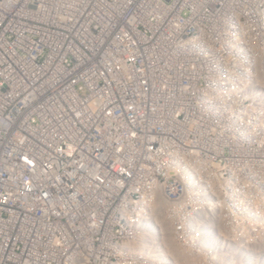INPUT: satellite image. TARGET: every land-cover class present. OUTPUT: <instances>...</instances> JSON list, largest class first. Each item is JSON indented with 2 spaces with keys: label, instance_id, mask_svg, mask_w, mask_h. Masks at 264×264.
Here are the masks:
<instances>
[{
  "label": "built area",
  "instance_id": "1",
  "mask_svg": "<svg viewBox=\"0 0 264 264\" xmlns=\"http://www.w3.org/2000/svg\"><path fill=\"white\" fill-rule=\"evenodd\" d=\"M234 184L264 218V0H0V264H193Z\"/></svg>",
  "mask_w": 264,
  "mask_h": 264
},
{
  "label": "rangeland",
  "instance_id": "2",
  "mask_svg": "<svg viewBox=\"0 0 264 264\" xmlns=\"http://www.w3.org/2000/svg\"><path fill=\"white\" fill-rule=\"evenodd\" d=\"M248 186V198H245L242 200L241 205V211L244 213H248L252 210V208L256 205L257 198L259 196L257 194L254 195V197H250V191H252V186ZM240 186L237 184L232 185L228 189V194L234 193L232 197V202H225V203H218L219 204V210L222 215V218L228 225V230L230 234V238L234 240L243 237L245 241L252 240L255 236H260L261 238L264 237V218H254L252 217H244L249 220L242 221L241 216L238 215V207L237 204L240 203L241 197H242V190L241 195H239ZM233 213V214H231ZM216 236L217 233H216ZM221 236H218V241L220 243H223V247H215L213 249V252L210 254L207 253V251H204L205 249L197 243L195 249L193 251H181V262H187L188 260L192 261L193 264H260V262L254 261L252 262L251 257L246 253L243 252L241 256L234 254L232 249H235V247L232 245H228L227 241H224L221 239ZM231 244V243H230ZM260 245L259 248L257 245ZM258 244L253 246V251L258 252L261 259L264 260V241L262 240ZM242 247L246 248V245L244 243H240ZM217 252H220L222 254V257L219 258L217 256ZM179 256V257H180ZM264 264V263H261Z\"/></svg>",
  "mask_w": 264,
  "mask_h": 264
},
{
  "label": "bare ground",
  "instance_id": "3",
  "mask_svg": "<svg viewBox=\"0 0 264 264\" xmlns=\"http://www.w3.org/2000/svg\"><path fill=\"white\" fill-rule=\"evenodd\" d=\"M214 220H215V221L218 220L217 223H218L219 225H221V231L223 232L222 239H223V240H226V239L228 238V237H227V233H226L227 230H228V226H227V224L225 223V220H224V219H214V218H213V221H214ZM161 223H162V226H161L162 229L167 230L168 226L166 225V223H164L163 220H161ZM224 224L226 225V228H227V229H225V230H224V226H223ZM212 228H214V227L212 226ZM206 235H207V237H208V233H206ZM232 244H234V245H238V244H239L238 239H235V238H234V241L232 242ZM221 255H222V254H220V252L217 253V256H218L219 258H221Z\"/></svg>",
  "mask_w": 264,
  "mask_h": 264
}]
</instances>
